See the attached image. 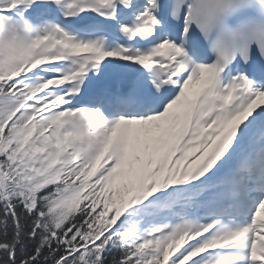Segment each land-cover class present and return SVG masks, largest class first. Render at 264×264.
<instances>
[{"label": "snow or ice", "instance_id": "1", "mask_svg": "<svg viewBox=\"0 0 264 264\" xmlns=\"http://www.w3.org/2000/svg\"><path fill=\"white\" fill-rule=\"evenodd\" d=\"M0 264H264V0H0Z\"/></svg>", "mask_w": 264, "mask_h": 264}]
</instances>
